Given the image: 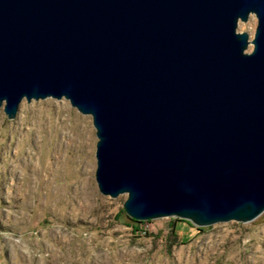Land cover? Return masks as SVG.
<instances>
[{
	"label": "water",
	"instance_id": "95a60500",
	"mask_svg": "<svg viewBox=\"0 0 264 264\" xmlns=\"http://www.w3.org/2000/svg\"><path fill=\"white\" fill-rule=\"evenodd\" d=\"M48 97L92 116L129 217L264 213V0H0V112Z\"/></svg>",
	"mask_w": 264,
	"mask_h": 264
},
{
	"label": "rangeland",
	"instance_id": "374dc122",
	"mask_svg": "<svg viewBox=\"0 0 264 264\" xmlns=\"http://www.w3.org/2000/svg\"><path fill=\"white\" fill-rule=\"evenodd\" d=\"M257 23L251 14L238 30L252 39ZM97 141L92 116L66 98L0 112V264H264V213L209 226L163 217L134 231L117 216L127 194L99 190Z\"/></svg>",
	"mask_w": 264,
	"mask_h": 264
},
{
	"label": "trees",
	"instance_id": "16d2710c",
	"mask_svg": "<svg viewBox=\"0 0 264 264\" xmlns=\"http://www.w3.org/2000/svg\"><path fill=\"white\" fill-rule=\"evenodd\" d=\"M124 213H125V210H124V208H122L119 211V213L117 214V216L120 217ZM132 220H133V222H135L134 224H132L133 230L134 231H143L139 226H140V224H143L144 222L135 220L133 218H132ZM146 233H147V231H146ZM169 237H173L175 240H177L179 237L178 232L176 231V225L174 224V222L170 225Z\"/></svg>",
	"mask_w": 264,
	"mask_h": 264
},
{
	"label": "bare ground",
	"instance_id": "6f19581e",
	"mask_svg": "<svg viewBox=\"0 0 264 264\" xmlns=\"http://www.w3.org/2000/svg\"><path fill=\"white\" fill-rule=\"evenodd\" d=\"M89 166H91V163H88V164H87V167H89Z\"/></svg>",
	"mask_w": 264,
	"mask_h": 264
}]
</instances>
